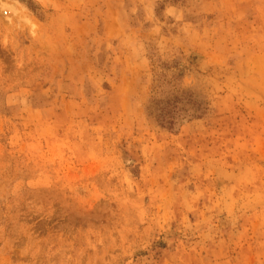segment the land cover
<instances>
[{"label": "rangeland", "instance_id": "374dc122", "mask_svg": "<svg viewBox=\"0 0 264 264\" xmlns=\"http://www.w3.org/2000/svg\"><path fill=\"white\" fill-rule=\"evenodd\" d=\"M0 264H264V0H0Z\"/></svg>", "mask_w": 264, "mask_h": 264}]
</instances>
